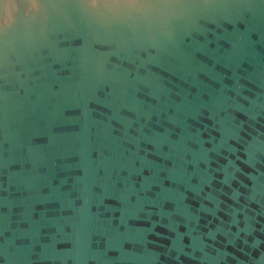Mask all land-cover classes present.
<instances>
[{"label":"water","instance_id":"obj_1","mask_svg":"<svg viewBox=\"0 0 264 264\" xmlns=\"http://www.w3.org/2000/svg\"><path fill=\"white\" fill-rule=\"evenodd\" d=\"M0 264H264V0H0Z\"/></svg>","mask_w":264,"mask_h":264},{"label":"clouds","instance_id":"obj_2","mask_svg":"<svg viewBox=\"0 0 264 264\" xmlns=\"http://www.w3.org/2000/svg\"><path fill=\"white\" fill-rule=\"evenodd\" d=\"M184 11H182L181 13H179L180 16H182L186 21L191 22L194 19V7L193 5H189V6H181ZM164 39L166 40H172L174 38V34L171 28H168L166 31H164L162 33Z\"/></svg>","mask_w":264,"mask_h":264}]
</instances>
